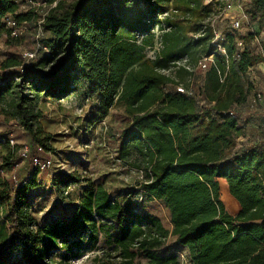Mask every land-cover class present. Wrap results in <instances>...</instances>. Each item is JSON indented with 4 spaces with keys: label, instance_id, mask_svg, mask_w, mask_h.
<instances>
[{
    "label": "trees",
    "instance_id": "1",
    "mask_svg": "<svg viewBox=\"0 0 264 264\" xmlns=\"http://www.w3.org/2000/svg\"><path fill=\"white\" fill-rule=\"evenodd\" d=\"M25 1L0 0V39L17 40L6 16L17 25L36 22L33 10L21 9ZM43 1L55 2L41 24L46 51L28 64L0 62V114L45 148L38 138L41 98L95 97L102 115L121 107L127 123L118 154L142 178L125 200L88 182L68 218L38 225L26 194L38 188L39 170L31 166L11 181L19 145L0 133V202L10 229L0 241V264L15 243L25 264H69L95 249L100 264H180L170 236L189 264H264V141L246 138L243 118L259 101L252 69L264 62L248 46L252 34L226 31L215 40L214 3L204 0ZM253 4L264 16V0ZM204 57L211 61L202 70ZM177 79L191 94L176 91ZM6 95L10 103L3 105ZM80 181L75 172L61 174L51 189L63 202ZM221 181L238 205L234 213L221 198ZM140 192L167 209L170 230L140 208Z\"/></svg>",
    "mask_w": 264,
    "mask_h": 264
},
{
    "label": "rangeland",
    "instance_id": "2",
    "mask_svg": "<svg viewBox=\"0 0 264 264\" xmlns=\"http://www.w3.org/2000/svg\"><path fill=\"white\" fill-rule=\"evenodd\" d=\"M212 2L215 9L213 16L215 29L221 33L232 31L237 37L252 34V38L247 42L248 46L254 52L264 54V16L255 7L253 0H213ZM227 3H231L230 8H227ZM21 9H25L24 4ZM42 9L46 10V8ZM233 21H239L237 29L232 28ZM20 27L21 35L17 40L10 42L0 40V62L6 58H15L23 64L29 63L21 58V53L34 48L36 22H24ZM177 84L184 86L183 82L178 79ZM255 88L259 95L258 98H261L264 93V81H259ZM10 99L11 96L6 95L2 104L4 105V102L9 104ZM252 99L254 96L251 97ZM249 106L252 107L253 114L249 113L252 117L255 116L250 119H255V121L252 122L254 127L251 125L246 127V138L251 141L261 139L264 141V130L262 129L264 123L260 118H257L260 114H258L259 103L256 98L255 101H251ZM38 108L40 111L38 127L41 131L38 138L45 145L44 152L41 154L42 157L51 158V165L46 171H38V188L29 190L26 194L30 212L38 225L68 218L78 202L82 189L87 186L88 182L94 185L101 184L113 198L125 200L132 197V192L138 189L142 173L128 165L118 154V137L127 123L123 108L113 107L107 114L102 115L98 111L97 98L81 100L73 94L62 98H41ZM247 117V115H243L244 119ZM0 133L12 138L14 143L19 146L31 144L33 147L36 144L34 142L32 144L31 137L15 120L1 114ZM242 140L243 138L238 139L237 144H241ZM5 153V147L0 145V164L4 161ZM30 167L27 160L22 161L19 158L7 177L11 181H14L13 176L16 180L22 179L24 172ZM71 172L78 174L81 181L68 188V198L62 202L52 191L51 181L58 175ZM1 188L2 181L0 179ZM220 193L226 209L230 213H234L233 198L229 195L223 181L220 182ZM141 194L140 192L135 197L140 208L159 217L163 226L170 230L168 211L163 204L157 200H143L140 197ZM6 222L5 207L0 202V241L10 234ZM166 243L177 249L180 264H189L186 251L175 247L172 236L167 239ZM9 252V258L3 264H25L21 260V249L17 243L9 246ZM97 253L96 249L87 251L82 257L69 264H100L93 260V256ZM55 261L52 264H57Z\"/></svg>",
    "mask_w": 264,
    "mask_h": 264
},
{
    "label": "built area",
    "instance_id": "3",
    "mask_svg": "<svg viewBox=\"0 0 264 264\" xmlns=\"http://www.w3.org/2000/svg\"><path fill=\"white\" fill-rule=\"evenodd\" d=\"M213 0H204L205 3L212 2ZM55 2L52 4H46L43 0H26L24 2V8L25 10H33L34 13L37 14V20H36V34H35V44L34 48L31 50H25L21 53V58L25 61L31 62L36 60L43 52L46 51L45 45L42 43V38L45 35V32L43 31L41 24L44 20L45 15L47 14L48 9L53 6ZM26 6V7H25ZM227 8L231 7V3L226 4ZM46 8V10L43 11L42 8ZM5 24L9 28V37L13 39H18L21 35V27L20 25H17L14 19L11 18V16H6L5 19ZM233 29H237L239 27V21H233L231 23ZM155 32L156 29H155ZM215 34V40L220 37V32H218L216 29L213 30ZM1 40V39H0ZM1 42V41H0ZM237 45L241 46V41H237ZM160 43L157 41L155 45L147 49V55L148 56H153L154 52L159 48ZM185 58L182 60L178 61L177 64H184L185 63ZM211 61V57H204L198 62V66L202 69L205 70ZM18 78H16L17 80ZM176 91L179 93H186V94H191L190 88H185L181 84H177L175 87ZM7 141L8 144L13 147L16 145L14 143V140L10 137L7 136ZM33 150V151H31ZM44 152V148L39 145L35 144L33 147L30 146L29 144H22L20 145L17 150L16 154L17 156L22 160L25 161L27 160L29 164L33 167L38 169L39 171L46 170L50 165H51V158H43L41 153ZM14 181H17L16 178L13 176L12 177Z\"/></svg>",
    "mask_w": 264,
    "mask_h": 264
},
{
    "label": "crops",
    "instance_id": "4",
    "mask_svg": "<svg viewBox=\"0 0 264 264\" xmlns=\"http://www.w3.org/2000/svg\"><path fill=\"white\" fill-rule=\"evenodd\" d=\"M252 77H253V79L255 81V85H257L259 83V81H264V62H260V63H258L257 65H255L253 67V69H252ZM258 103H259V106H257V108L259 109L258 114H261L262 113L263 116H264V93L262 94V97L259 98ZM249 112L250 113H253L252 107H251V109H250ZM244 115H247L248 116L246 118L248 120L247 123H246V127H248L249 125H251L252 127H254L253 123H254L255 119L254 120H251L250 118H255V116L254 117H251L248 113L247 114H244ZM257 118H260V120H262L260 115ZM263 120H264V117H263ZM256 129H258V128H256ZM262 129H264V125L263 124H262ZM26 171L24 173H26ZM43 171H46V170H43ZM232 202H233V205L232 206L234 207L235 211H237L238 210V205L236 206V204H237V203H235L236 201H234L232 199ZM72 213H73V210H72Z\"/></svg>",
    "mask_w": 264,
    "mask_h": 264
}]
</instances>
